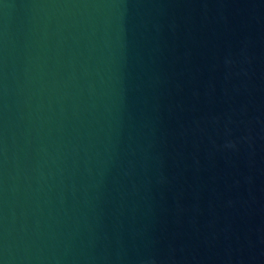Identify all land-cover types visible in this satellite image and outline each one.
I'll list each match as a JSON object with an SVG mask.
<instances>
[{
    "label": "water",
    "instance_id": "95a60500",
    "mask_svg": "<svg viewBox=\"0 0 264 264\" xmlns=\"http://www.w3.org/2000/svg\"><path fill=\"white\" fill-rule=\"evenodd\" d=\"M0 264H264V0H0Z\"/></svg>",
    "mask_w": 264,
    "mask_h": 264
}]
</instances>
